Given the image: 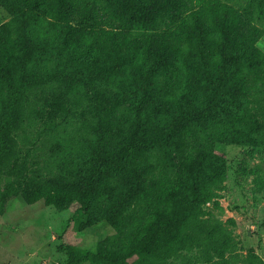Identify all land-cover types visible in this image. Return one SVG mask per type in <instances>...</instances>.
I'll return each mask as SVG.
<instances>
[{
	"label": "trees",
	"instance_id": "16d2710c",
	"mask_svg": "<svg viewBox=\"0 0 264 264\" xmlns=\"http://www.w3.org/2000/svg\"><path fill=\"white\" fill-rule=\"evenodd\" d=\"M0 5L10 17L0 21L2 195L59 210L74 204L88 214L81 228L95 222L93 210L101 211L114 233L94 249L70 248L63 264H166L203 244V204L226 170L214 145L264 140V89L257 93L264 85L257 45L264 26L255 19L264 15V0ZM51 6L56 17H49ZM36 27L63 38L53 68L43 69L48 40L36 38ZM72 42L94 52L90 68L79 67L77 54L59 58ZM30 98L50 130L68 116L80 120L76 130L88 152L83 168L48 176L27 171L16 133ZM248 262L255 264L252 248Z\"/></svg>",
	"mask_w": 264,
	"mask_h": 264
},
{
	"label": "rangeland",
	"instance_id": "374dc122",
	"mask_svg": "<svg viewBox=\"0 0 264 264\" xmlns=\"http://www.w3.org/2000/svg\"><path fill=\"white\" fill-rule=\"evenodd\" d=\"M227 1L238 5L245 0ZM56 16L57 8L51 6L49 17ZM9 19L0 5V21ZM255 19L264 26L263 14L258 13ZM35 34L38 40H48L49 60L43 69L53 68L63 38L42 27H36ZM257 45L264 53V35ZM75 47L73 42L67 45L58 53L59 58L65 61L77 54L75 62L86 70L95 54L85 50L84 44L79 49ZM263 89L264 85H259L257 93ZM39 105L37 99L30 98L22 127L16 133L18 153L27 171L38 170L48 176L67 166L71 170L83 168L88 152L76 130L80 120L68 116L50 130L35 114ZM234 110L239 114L241 109L234 107ZM213 154L225 161L226 170L213 186V198L203 204V244L180 250L166 264H249V248L255 264H264V140L259 146L216 143ZM3 184L0 180V264H63L70 248L94 249L99 240L114 233L101 218L100 210L91 213L96 219L92 225L81 228L88 214L76 209V205L59 210L43 200L27 204L20 196L2 195ZM217 251L222 252L223 258Z\"/></svg>",
	"mask_w": 264,
	"mask_h": 264
}]
</instances>
